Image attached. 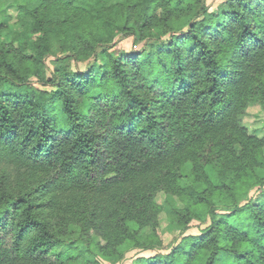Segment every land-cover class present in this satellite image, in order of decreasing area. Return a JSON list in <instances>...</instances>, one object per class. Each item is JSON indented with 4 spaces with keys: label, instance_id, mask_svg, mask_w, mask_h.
I'll return each mask as SVG.
<instances>
[{
    "label": "trees",
    "instance_id": "trees-1",
    "mask_svg": "<svg viewBox=\"0 0 264 264\" xmlns=\"http://www.w3.org/2000/svg\"><path fill=\"white\" fill-rule=\"evenodd\" d=\"M10 4L41 35L31 55L0 42V168L36 177L13 191L0 171V264L155 250L161 212L175 243L133 264H264V135L242 123L249 103L264 107V0H0V11ZM118 35L143 44L114 54ZM55 53L86 64L46 75ZM74 192L108 197L78 213L102 237L58 232L50 213ZM194 219L206 225L187 234Z\"/></svg>",
    "mask_w": 264,
    "mask_h": 264
},
{
    "label": "rangeland",
    "instance_id": "rangeland-1",
    "mask_svg": "<svg viewBox=\"0 0 264 264\" xmlns=\"http://www.w3.org/2000/svg\"><path fill=\"white\" fill-rule=\"evenodd\" d=\"M226 0H206L207 5L210 10H216ZM30 19V18H29ZM22 20L18 16L17 7L14 4L5 7L0 11V42L5 41L6 43H13L18 45V43L23 42L27 45L25 53L27 55L33 54V42L41 35L35 28H33L31 20ZM143 42H133L132 37H121L117 36L115 42L111 44L110 50L112 53L116 54L119 52H129L131 49H139L142 46ZM64 53H55L45 57V68L44 71L46 75H50L52 69L61 65H69L73 69L83 68L86 64V61H76L72 58L68 59L66 62H61L60 58L63 57ZM98 60H101L102 56L99 54L97 56ZM27 85L33 89L40 88V84L37 83L35 77H31L28 80ZM243 125L247 128L249 133L256 134L258 136L264 135V107L259 102L249 103L246 108V114L242 118ZM2 174V180L6 183L8 189L16 191L19 188L26 189L34 179V173L31 171H21L12 166H6L0 168ZM47 177L43 178L38 176L34 181L43 182ZM33 182V181H32ZM132 188V187H130ZM119 191H122L121 188ZM254 190H251L249 195H254ZM115 200V199H114ZM154 200L163 204L170 201L171 203H177V199L172 195H168L163 191H156L154 194ZM106 203L108 202L107 196H101L90 192H74L70 195L65 194L60 197L55 204L54 209L50 213V217L53 219L55 226L57 227L58 232L65 233L63 234L64 238L77 237L79 232H82L87 237H102L100 230L95 228V226H87L85 222V229L79 226V215L78 213L83 211L82 203L92 205L94 203ZM205 223H202L198 220H192L186 230L187 234H198L201 229L205 227ZM151 232L149 226L144 227L140 230V233ZM158 233L160 235V244L155 245V250L152 249H143V248H132L128 250L119 260L113 261L109 259L101 258L99 255L100 264H133L134 258L137 256L143 255H153L156 252H166L169 250V247L173 245L176 241L177 231H171L166 228V219L164 212L160 213Z\"/></svg>",
    "mask_w": 264,
    "mask_h": 264
}]
</instances>
